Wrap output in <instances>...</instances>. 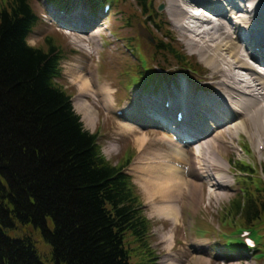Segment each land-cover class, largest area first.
Here are the masks:
<instances>
[{"label":"trees","instance_id":"16d2710c","mask_svg":"<svg viewBox=\"0 0 264 264\" xmlns=\"http://www.w3.org/2000/svg\"><path fill=\"white\" fill-rule=\"evenodd\" d=\"M127 1L116 0L117 16L129 14ZM134 4L138 14L124 20L131 28L154 14L151 0ZM38 23L29 0H0V264H156L152 225L125 173L134 154L128 149L117 165L102 155L97 132L84 129L59 83L71 51L58 37L28 43ZM155 26L162 35L151 33V55L126 64L138 81L144 70L156 78L155 65L165 71L166 57L184 72H203ZM237 172L245 177L221 227L252 230L259 237L254 253L264 255V181L248 166Z\"/></svg>","mask_w":264,"mask_h":264},{"label":"rangeland","instance_id":"374dc122","mask_svg":"<svg viewBox=\"0 0 264 264\" xmlns=\"http://www.w3.org/2000/svg\"><path fill=\"white\" fill-rule=\"evenodd\" d=\"M131 1L132 0H128L125 4L127 13H134V15H137L138 9L135 7V5L131 6ZM29 2L39 18V23L28 39L29 45L42 46L44 45L46 38L58 37L66 50L73 51L71 52L72 54H70L69 59L61 63L62 79L59 81L60 85L64 87V90H66L72 97V105H74L73 103L75 102V98L78 93L77 85L72 79V74L77 71L76 74L78 76L83 75L85 79H88L92 67L95 65H97L99 69L98 79L100 82L105 86H109L112 90L111 97L115 102L114 109L124 111V109L128 110L129 108H132L134 105L133 101L135 99L134 95H136L138 92L139 96L143 93H147L148 95L150 94L153 86L147 82V84L141 88L143 82L138 81V79L134 76L135 70H133V67H125L128 59L132 62H135V59L132 57L134 56V52L130 47L126 46V49L123 48L121 42L113 35L116 33V31H118L120 25V22L117 21L118 16L114 14L115 9L113 8V5L111 8V13L108 16H104V18H102V15H100L99 18H97L94 16V12H92L91 7L101 6L100 4L104 2L103 0H29ZM107 2L112 3L113 0H107ZM189 3L190 1L186 3L184 0H180V3H178L180 9L179 11L181 12V6L189 5ZM160 5L163 6L162 10L160 11L161 16L163 19H167V22L164 21V23L169 26L167 29L171 31L173 37L178 39L176 40V47L182 49L181 51H183L192 62L198 63L201 69H205V72L200 73L198 76L190 74L189 72H184L176 68L171 58L165 56L174 69H171V66H169L170 64H164L165 71H161L157 68L159 72L158 77L151 79L150 82H153L154 86L157 88L156 90L160 89V91H158V96L160 99L161 97L166 98L168 95L171 99L178 100L177 96H179L180 99L187 100L188 102L190 97L186 98L181 96L187 86L190 88H188L187 91L191 90L192 92V99L211 97L210 93L216 92V88L212 84L213 80L209 79L210 71L206 66H211L214 69L219 64V59H221V57H219L218 54L213 56V50L207 49L208 51L206 54H203V52L201 53L200 44L203 43V41H208L209 35L204 32L210 31L209 28L207 27L205 29L203 22L198 21V23L200 22L199 24L191 26L195 32H187L186 30L182 29V25L185 24L181 23L184 21V18L180 17L179 21L176 19L177 26L175 29L172 21L165 12L164 0H154L155 7ZM60 8H64L66 10L63 11V15L58 14L59 11H62ZM182 9L184 11L186 10V7L184 6ZM181 13L185 14L183 12ZM257 18L258 15H256L254 19L256 20ZM259 18L264 20V13H261ZM180 25L181 32L178 33L176 30H178L177 28H180ZM85 28L88 29V32L84 33L87 36H89V34L92 35L93 32L97 30L102 32L101 37L97 35V44L94 46H89V42L81 43V40L79 41V39L76 38L82 35L80 32ZM72 33L75 34V36L71 35ZM128 33L129 31L124 32V34ZM180 33L183 36H180ZM225 33H229L228 28H224V33H221V36L225 35ZM157 37H161V35H158ZM191 38L193 43L191 46H189L188 41ZM223 39L219 38L218 40L221 43L228 42V39ZM149 50L150 49L144 46L140 47L138 50L140 55L137 57V60H140L143 63V57L145 59L148 57ZM209 56L214 57L218 64L216 65L215 62H211L210 65H207V60L210 59ZM221 56L226 60H231V55H229L228 52L222 53ZM158 58L159 62H162V58ZM245 61L250 66L248 60ZM126 69L127 71L125 72ZM237 71L244 72L243 70L236 69L235 73L237 75L241 74ZM151 74L154 75L153 73ZM170 74L172 75L169 77ZM244 79H248L250 85L253 88L258 87L259 83L254 81L249 74H246V78ZM131 84H133L134 87L129 90V86ZM223 91L224 89L221 90V92ZM249 91L252 92V90ZM249 91H246V95L249 96L246 97V99L253 100L254 95L249 93ZM259 92L264 94V89H260ZM233 95L238 96L236 94ZM142 96H140L141 99H143ZM238 98L241 99L244 98V96H238ZM119 99L122 100L119 101ZM85 100L95 109L96 120L93 124H91V126H89L88 123L85 124V122L82 120L84 129L91 134L97 132V144L101 148V153L105 159L113 165H117L128 149L134 154H132L134 157L132 162L126 168V173L131 177L133 184L137 188V192L143 205V215L150 221L152 225L151 232L149 233L151 244L150 248L155 252V256L157 257V260H155L157 261V264H160L162 259L165 260L164 264H264V260H258L257 258L254 259V257L251 255L248 256L241 253V257H238L236 252L234 254L228 253L226 247H221L219 249L217 247V244L221 240L219 235L221 234V215L226 214L228 205L239 193V189H237V183L234 181L233 174L229 175L227 173H221V175L227 179L226 182L228 183V188L223 187L219 190V187L211 188L209 187L210 185L204 184L203 191L200 194V197H202L201 203L198 189H194L195 196H193L194 201L192 202L189 200L182 201L183 199H186V197L184 198L183 194H181L177 203L178 215L180 218L179 216L177 217L176 223L173 224L170 220L161 219L160 217H157L156 212H152L156 211L157 209L149 204L151 200L148 198V194L145 193L143 187H141V184L139 183L140 180H138V174L133 173V168L137 165L133 166L131 171L130 167L133 165L136 159L135 157L139 155L137 158H141L143 156H140L143 150L146 151V155L149 157V159H157L159 156H163L167 162L169 161V158H177L175 155H172L173 152L169 153V147L166 145V142L158 141L159 137L163 135V132L160 131V129H158L156 126L146 129L143 126L129 123V121L123 122V119H117L115 117V111L113 112L114 109H108L109 111H106L107 109L101 104L103 107L102 108L99 105L100 103L97 102L93 96L88 97ZM260 100L264 104V99L262 98ZM162 101L163 100L161 99V102ZM261 105L262 104H259V106ZM143 107L144 110H146V107ZM149 112L150 111L148 110V113ZM124 113L126 114L127 111H124ZM79 117H81V115ZM170 120H174V116L171 117ZM261 122H263V120H261ZM119 123L120 125L121 123L132 124L133 134L122 133V131H120L121 127ZM146 131L151 133H145ZM252 131L253 135L257 139V141L252 142H258L260 144L258 137L260 140L264 139H262L261 135L258 134L256 128H254V125L252 126ZM247 132L248 131L246 130V135H248ZM144 133L146 135V138L144 139V145L141 149H138V139H141V136ZM168 139L170 140L171 138L169 137ZM238 143H240V146H245L248 145L247 143H249V141L244 137L243 134H241L240 140H235L234 143L230 144L231 153L228 155V161H232L231 165L229 166V163L219 158L222 164L226 167L225 169L230 167L232 168V163L234 162L249 163L251 167H260L258 171L254 170L257 175H260V172H262L264 169V159L261 157L264 158V156L256 155L258 144L252 149H250V146L248 145L251 151L246 155L241 152ZM205 144L206 142L200 145L204 148V150L206 149ZM229 150V147H226L224 153L228 152ZM151 152H156L160 155H154ZM188 159L191 160L192 158L188 157ZM202 163L205 164L204 161H202ZM190 166H192V164ZM205 166L207 165L205 164ZM194 175H196L195 172ZM195 186H197L196 183ZM212 190L216 194V197L208 200ZM157 198L158 197H155V203L157 205H162L163 203L159 202ZM183 204L199 206L194 210L187 209L183 206L184 212L180 215L179 206ZM151 215L155 218H151ZM197 232H200V234H203L204 236L197 237ZM225 241V244H228V240Z\"/></svg>","mask_w":264,"mask_h":264},{"label":"bare ground","instance_id":"6f19581e","mask_svg":"<svg viewBox=\"0 0 264 264\" xmlns=\"http://www.w3.org/2000/svg\"><path fill=\"white\" fill-rule=\"evenodd\" d=\"M184 1L186 3L190 1L189 5L181 6V12L185 14L179 11L178 3H180V0H164L165 12L172 21L175 29L177 26L176 19L179 21L180 17L184 18V21L181 22L185 24L182 25V29L187 32L194 31L191 26L199 24L200 22L198 23V21L203 22L205 29L207 27L209 28L210 31L208 32L204 29V33L209 35V37L208 41H203V43L200 44V50L203 54H206L208 50H213V56L218 54V56L221 57L218 64L214 57L209 56L210 59L207 60V65H210L211 62H215V64L218 65L214 69L211 66H206L210 71L209 79L213 80L212 84L216 88V92L210 93L211 97L192 99V92L191 90L187 91L189 88L187 86L181 96L186 98L190 97L189 101L187 102V100L180 99V97L177 96V103L179 104L178 110L184 111L186 118L185 125L179 127L178 130L187 134V136L191 138L192 143L187 146L182 145L177 142L173 136L170 137L171 139L169 140L168 138L170 135L166 132H163L164 134L159 137L158 140L166 142V145L169 147V153L173 152L172 155H175L177 158H169L167 162L163 156H159L157 159H149L146 155V151L143 150L140 154V156H143L141 158H137L139 155L135 157L136 159L130 167L131 171V168L137 165L134 167L135 169L133 168V173L138 174L139 183L151 200L148 199L150 201L149 204L157 209L152 212H156L157 217L170 220L173 224L177 222V217L179 216L177 203L181 194H183L184 198L186 197V199L182 201L189 200L192 202L194 201L193 196H195L194 189H198L201 203L202 197H200V194L203 191L204 184L210 185L209 187L211 188L219 187V190L223 187L228 188L226 178L224 176L217 177L218 174L224 172L223 168L225 167L221 164L222 162L219 158L221 157L226 162L228 161V155L231 153L230 144L240 138V130L245 135L246 130L248 131V135L246 136L249 137V139L251 137L250 141L252 145L257 146L258 144L257 148L263 146L260 154L264 156V140H260L258 137L260 144L258 142H252L257 141L253 135V125L258 134L264 139V104L260 100L262 98L264 99V94L259 92L260 89H264V57H262L264 56V20L259 18V15L264 13V0ZM184 6L186 10L183 11L182 7ZM198 6L204 8V11L200 12V15L192 14V11L196 10ZM209 13H213L212 18ZM256 15H258V18L255 20L254 18ZM224 28H228L229 33H225V35L221 36V33H224ZM177 29L176 31L178 33L181 32V25L180 28ZM235 30H238L237 32H240V35L235 34ZM87 32V28L81 30L80 33H82V35L76 38H78L79 41L81 40V43L89 42V46H94L97 44L96 38L98 36L101 37L102 32L97 30L94 31L92 35L88 33L89 36L84 34ZM247 33L248 35H246V39L242 44V34L245 35ZM260 33L262 34L261 36L254 35ZM71 35L75 36L73 33ZM179 35L181 36L182 34L180 33ZM219 38L228 39V42L221 43L218 40ZM192 43L193 40L191 38L188 41V45L191 46ZM254 47H259L260 51H250L253 50ZM224 52H228V54L231 55V60H226L221 56ZM245 60H248L250 66ZM257 66H259V70H255ZM96 68V66L92 67L88 79H85L83 75L78 76L76 74L77 71L72 74V79L78 89L73 108L79 116L81 115V120H83L85 124L88 123L89 126L96 120V111L85 99L93 96V98L100 103V106L102 104V106L107 109L106 111H109L108 109H114L115 103L111 97L112 90L109 86H105L100 82L98 79V72L96 85L94 76V69ZM236 69L244 71H237L241 73V76L235 73ZM246 74H249L254 81L259 83L257 88H253L249 80L244 79L246 78ZM222 89H224L223 92H221ZM249 90H252V92ZM246 91L254 95L253 100L246 99V97H249L246 95ZM231 93L239 97L244 96V98L239 99L238 96ZM134 98L133 107L128 110L124 109L127 113L122 121H129V123L143 126L146 129L154 126L162 128V125H159L157 121L158 119L155 118L156 114L152 112L148 113V110L151 111L153 107L147 106L146 110H144V105L140 102L142 99L139 98V93L136 94ZM206 100H208V104L205 103ZM164 101L165 100H163V102ZM259 104L262 105L259 106ZM175 105L177 104H174V106ZM114 111L116 112L117 110L114 109L113 112ZM148 114L151 115L148 116ZM261 120H263V122H261ZM132 124L121 123L120 125L119 123L121 127L120 131L126 134H133ZM145 133L151 132L146 131ZM145 133L141 136V139H138V149H141L144 145V139L146 138ZM204 142H206L205 150L200 146ZM226 147H229L230 150L224 153ZM151 153L160 155L156 152ZM188 157L192 159L189 160ZM202 161H204L207 166H205ZM189 164H192V166ZM194 172L196 175H194ZM195 183L197 186H195ZM213 190L208 200L216 197ZM155 197H158L157 199L159 202L163 204L157 205L154 201ZM183 206L187 209L194 210L199 205H180V215L184 212ZM151 218L155 217L151 215ZM164 261L165 260L162 259L160 264H164Z\"/></svg>","mask_w":264,"mask_h":264},{"label":"water","instance_id":"95a60500","mask_svg":"<svg viewBox=\"0 0 264 264\" xmlns=\"http://www.w3.org/2000/svg\"><path fill=\"white\" fill-rule=\"evenodd\" d=\"M140 35L148 38L147 34L145 32L140 31Z\"/></svg>","mask_w":264,"mask_h":264}]
</instances>
